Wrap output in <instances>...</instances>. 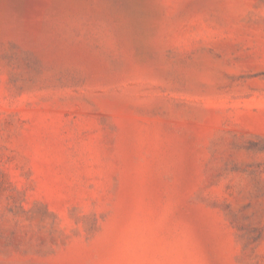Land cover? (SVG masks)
Wrapping results in <instances>:
<instances>
[{"label":"rangeland","instance_id":"1","mask_svg":"<svg viewBox=\"0 0 264 264\" xmlns=\"http://www.w3.org/2000/svg\"><path fill=\"white\" fill-rule=\"evenodd\" d=\"M0 264H264V0H0Z\"/></svg>","mask_w":264,"mask_h":264}]
</instances>
